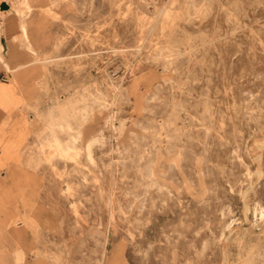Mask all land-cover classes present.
Listing matches in <instances>:
<instances>
[{"label": "rangeland", "instance_id": "obj_1", "mask_svg": "<svg viewBox=\"0 0 264 264\" xmlns=\"http://www.w3.org/2000/svg\"><path fill=\"white\" fill-rule=\"evenodd\" d=\"M4 2L0 264H264V0Z\"/></svg>", "mask_w": 264, "mask_h": 264}, {"label": "crops", "instance_id": "obj_2", "mask_svg": "<svg viewBox=\"0 0 264 264\" xmlns=\"http://www.w3.org/2000/svg\"><path fill=\"white\" fill-rule=\"evenodd\" d=\"M2 2L4 0H0ZM7 5L5 13L11 10V5ZM21 25L15 31V21L7 17L5 32L0 34V202L6 201L7 196H16L15 192L10 194V189L16 190V173L21 163L23 144L20 134L27 128L22 123L23 118H26L22 110L23 94L19 85L11 80L7 62L9 40L6 34L27 37Z\"/></svg>", "mask_w": 264, "mask_h": 264}, {"label": "bare ground", "instance_id": "obj_3", "mask_svg": "<svg viewBox=\"0 0 264 264\" xmlns=\"http://www.w3.org/2000/svg\"><path fill=\"white\" fill-rule=\"evenodd\" d=\"M7 10L6 9H1L0 12L1 13H5ZM1 45V44H0ZM111 126V125H110ZM47 144H49L50 147H53V148H56V149H59L61 152L63 153H68V147L66 146H62L60 145V143L56 140V139H53V140H49L47 142Z\"/></svg>", "mask_w": 264, "mask_h": 264}, {"label": "water", "instance_id": "obj_4", "mask_svg": "<svg viewBox=\"0 0 264 264\" xmlns=\"http://www.w3.org/2000/svg\"><path fill=\"white\" fill-rule=\"evenodd\" d=\"M7 7H8V5H7L6 2H2V3H0V8L5 9V8H7Z\"/></svg>", "mask_w": 264, "mask_h": 264}, {"label": "built area", "instance_id": "obj_5", "mask_svg": "<svg viewBox=\"0 0 264 264\" xmlns=\"http://www.w3.org/2000/svg\"><path fill=\"white\" fill-rule=\"evenodd\" d=\"M2 8H0V10H1ZM2 25H3V17H2V15H1V12H0V31H1V27H2Z\"/></svg>", "mask_w": 264, "mask_h": 264}]
</instances>
